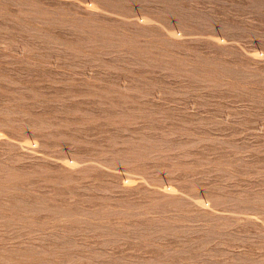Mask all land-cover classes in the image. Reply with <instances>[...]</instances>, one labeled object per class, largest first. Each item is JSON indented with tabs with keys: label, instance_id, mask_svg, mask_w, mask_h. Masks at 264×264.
I'll list each match as a JSON object with an SVG mask.
<instances>
[{
	"label": "rangeland",
	"instance_id": "obj_1",
	"mask_svg": "<svg viewBox=\"0 0 264 264\" xmlns=\"http://www.w3.org/2000/svg\"><path fill=\"white\" fill-rule=\"evenodd\" d=\"M0 264H264V0H0Z\"/></svg>",
	"mask_w": 264,
	"mask_h": 264
}]
</instances>
